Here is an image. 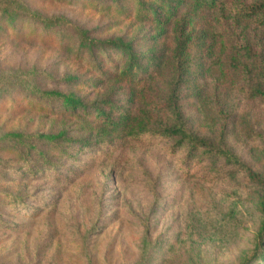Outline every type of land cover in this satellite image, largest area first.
<instances>
[{
	"label": "rangeland",
	"instance_id": "374dc122",
	"mask_svg": "<svg viewBox=\"0 0 264 264\" xmlns=\"http://www.w3.org/2000/svg\"><path fill=\"white\" fill-rule=\"evenodd\" d=\"M30 6L46 14L68 11L48 0H30ZM93 9L88 5L80 13L76 7L68 16L92 29L104 22ZM126 27L123 24L117 34L137 35L134 27ZM0 69L25 72L23 77L41 90L54 88L51 78L73 72L82 81L73 91L94 107L107 97L116 103L126 97L123 89L115 92L111 85L83 83L92 80L90 72L63 53L39 45L0 38ZM163 93L155 88L153 97L161 100ZM228 102L235 122H228L224 135V122L217 120L212 103L195 106L187 101L185 115L192 130L213 146L225 141L264 181V106L239 107L233 97ZM24 103L18 99L16 109L22 110ZM10 105L4 103L0 110ZM74 124L48 114L0 111V127L8 130L36 133L56 128L74 139ZM69 148L65 154L75 159L52 157V162L60 160L58 171L28 174L30 178L21 180L25 166L12 164L6 180H0L2 194L37 198L18 205L20 214L3 210L0 264H246L254 256H259L257 264L264 262V187L223 160L187 163L186 150L172 154L169 143L151 136L99 148ZM32 208H40L42 215L31 219Z\"/></svg>",
	"mask_w": 264,
	"mask_h": 264
},
{
	"label": "trees",
	"instance_id": "16d2710c",
	"mask_svg": "<svg viewBox=\"0 0 264 264\" xmlns=\"http://www.w3.org/2000/svg\"><path fill=\"white\" fill-rule=\"evenodd\" d=\"M48 1L68 11L46 14L33 10L30 0H0V38L57 50L93 75L83 83L97 88L111 85L115 92L123 89L126 97L122 103L107 97L94 107L73 91L82 84L73 72L51 78L54 88L41 90L23 77L25 72L17 75L0 69V108L11 102L0 111L53 115L75 123L78 134L72 139L63 129L27 133L0 127L1 181L12 164L25 166L20 177L25 180L28 174L58 171L62 166L60 160L52 162L54 156L75 159L65 154L69 147L92 149L151 136L169 143L172 154L186 150L187 163L221 159L234 172L264 187V181L248 170L225 141L211 145L192 130L185 115L187 101L195 106L212 103L217 120L224 122V135L228 122H235L229 98H235L239 107L244 103L264 106V0ZM88 5L104 21L102 25L84 28L69 18L71 9L80 7L83 13ZM123 24L126 30L134 27L137 35L117 34ZM159 87L163 98L156 100L153 91ZM20 98L25 103L17 110ZM0 199L6 200H0L1 219L3 210L18 213V205L37 198L5 195L0 190ZM32 210L31 219L42 215L40 208ZM1 225L10 228L7 223ZM258 258L246 264H257Z\"/></svg>",
	"mask_w": 264,
	"mask_h": 264
}]
</instances>
